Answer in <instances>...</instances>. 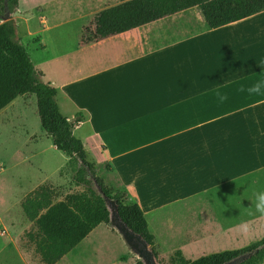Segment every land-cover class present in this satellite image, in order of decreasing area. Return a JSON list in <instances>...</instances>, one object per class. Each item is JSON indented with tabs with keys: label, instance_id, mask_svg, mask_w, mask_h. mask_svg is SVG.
<instances>
[{
	"label": "crops",
	"instance_id": "0c3cea01",
	"mask_svg": "<svg viewBox=\"0 0 264 264\" xmlns=\"http://www.w3.org/2000/svg\"><path fill=\"white\" fill-rule=\"evenodd\" d=\"M118 4L18 0L12 20L40 27L30 40L52 69H36L57 90L64 117L84 115L76 135L104 182L141 208L160 259L180 252L195 261L260 241L254 194L264 190V90L247 88L264 76V11L209 30L194 7L83 44L94 15ZM68 24L77 37L60 32ZM16 36L22 43L17 26ZM39 146L31 143L30 158ZM94 230L56 264L84 260ZM7 254L0 235V264Z\"/></svg>",
	"mask_w": 264,
	"mask_h": 264
},
{
	"label": "trees",
	"instance_id": "16d2710c",
	"mask_svg": "<svg viewBox=\"0 0 264 264\" xmlns=\"http://www.w3.org/2000/svg\"><path fill=\"white\" fill-rule=\"evenodd\" d=\"M120 4L96 13L84 27L81 42L88 44L140 28L164 17L197 7L209 30L216 29L264 11V0H119ZM18 0H0V112L20 97L34 96L40 126L52 146L67 161L60 173L68 172L76 192L57 200L56 190L42 184L28 193L20 203L22 213L33 231L27 234L34 253L42 264H56L71 252L98 226L109 225V211L103 197L96 192V182L102 194L115 201L118 216L133 233L139 235L159 263L165 264H224L238 255L259 248L241 264L264 262V238L237 251H226L186 261L180 252L168 260L160 259L154 237L148 230L141 208L125 203L126 194L108 186L97 174L96 163L75 133L85 117L77 112L68 120L60 111L57 90L43 80L24 45L16 36L12 15ZM134 264H142L139 260Z\"/></svg>",
	"mask_w": 264,
	"mask_h": 264
},
{
	"label": "rangeland",
	"instance_id": "374dc122",
	"mask_svg": "<svg viewBox=\"0 0 264 264\" xmlns=\"http://www.w3.org/2000/svg\"><path fill=\"white\" fill-rule=\"evenodd\" d=\"M16 26L17 35L22 39L35 68L43 71L52 69L50 58L42 54L40 48L30 40L32 31L40 30V27L29 29L23 19L19 18L16 20ZM60 32L75 38L78 27L68 24L61 28ZM46 34L47 38L52 37L50 32ZM38 142L39 154L30 158L28 149L31 143ZM51 147L53 146L50 138L41 129L33 95L16 99L7 110L0 113V235L8 241L9 254L6 255V264H39L38 256L27 237L33 228L20 210L23 197L40 184L51 185L57 192V200L78 190L72 184L67 171L60 173L67 158ZM8 204L10 205L7 207ZM106 230L117 233L110 224H102L96 228L88 240L93 245H90L91 249L85 259L74 264H111L122 254L124 264H134L138 260L128 252L121 238L106 234L96 239L97 232Z\"/></svg>",
	"mask_w": 264,
	"mask_h": 264
},
{
	"label": "water",
	"instance_id": "95a60500",
	"mask_svg": "<svg viewBox=\"0 0 264 264\" xmlns=\"http://www.w3.org/2000/svg\"><path fill=\"white\" fill-rule=\"evenodd\" d=\"M8 19V14L1 17V21H6ZM93 185L96 192L100 194L105 201V205L109 211V224L120 235L129 252L135 255L142 264H159L153 252L149 249L147 243L139 235L129 230L127 226L121 221L118 216V210L115 201L104 196L96 182H94ZM258 250L259 248L238 255L224 264H241L252 257L256 252H258Z\"/></svg>",
	"mask_w": 264,
	"mask_h": 264
},
{
	"label": "clouds",
	"instance_id": "9594fccd",
	"mask_svg": "<svg viewBox=\"0 0 264 264\" xmlns=\"http://www.w3.org/2000/svg\"><path fill=\"white\" fill-rule=\"evenodd\" d=\"M261 65H264V60L260 61ZM243 90V89H242ZM262 90H264V76H261L251 87L247 88V92L249 94H261ZM220 97V100L223 101L226 99V96L220 95V93H216ZM254 200V209L256 213H259L260 216H264V190L257 191L255 194ZM239 204V201H237Z\"/></svg>",
	"mask_w": 264,
	"mask_h": 264
}]
</instances>
